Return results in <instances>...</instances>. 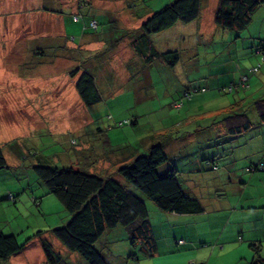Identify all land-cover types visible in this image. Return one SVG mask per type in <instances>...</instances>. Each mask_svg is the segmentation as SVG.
<instances>
[{"label":"rangeland","instance_id":"1","mask_svg":"<svg viewBox=\"0 0 264 264\" xmlns=\"http://www.w3.org/2000/svg\"><path fill=\"white\" fill-rule=\"evenodd\" d=\"M10 2L0 0V9L19 11L18 6H6ZM147 4L154 11L166 6L165 0H149ZM211 4L209 0L202 12L206 24L204 33L199 32V22H192L177 23L167 32L149 36L148 40L158 52L177 53L178 62L174 67L164 62L145 65L134 61L127 65L129 59L125 50L133 51L130 44L128 48L116 47L113 54L108 53L112 48L106 43L94 47H69L67 50L72 51L66 53L71 58L72 54H90L89 58H82L83 62L78 63V67L86 61L93 63L95 59L103 62H95L99 66L93 73L102 101L90 108L76 103L79 98L73 80L78 77L74 79L70 75L75 69L74 61L70 58L56 61V49L29 46L41 45L45 40L38 41L43 39L40 30L29 32L24 22L21 23V20L28 18L24 12L16 16L0 12V145L9 166V169L0 171V232L15 235L19 244H24L21 254L0 264H47L41 247L43 241L49 242L66 264H88L78 254L66 250L52 236L50 230L64 226L70 216L54 196L48 194L33 173V165L58 168L70 164L89 165L91 168L96 165L92 172L104 175L114 173L121 163L103 160L104 157L108 158L110 147L114 153L129 151L140 154L144 152L146 138L151 137L155 130L161 134L171 129L175 136L180 134L178 137H184V140L193 135L194 129L189 131L191 121L197 126L206 127L197 132L195 130L193 136L209 134L204 131L224 125L222 120L227 116L226 113L217 114L209 109L234 104L233 100H237V96L241 99L245 90L237 89V86L233 92L223 95L214 91L206 93V86L214 88L205 82L209 75L223 69L227 71L239 67L241 71H246L252 66H259V72L252 78H264L263 54L255 53L259 44L264 45V36H258V22L252 23L242 32H212L214 11H211ZM69 7L73 8L71 4ZM108 8L109 11L115 10V1ZM94 17L99 23L96 34H108L110 26L106 15L101 13ZM16 18L18 21L14 24ZM5 20L9 21L7 30L4 28ZM66 21V37L70 39L69 32L73 27L69 25L70 16ZM31 32L36 37H32ZM94 38L95 31L90 30L84 34L83 41ZM32 40L38 42L30 43ZM227 43H231L230 46H226ZM54 75L58 77L54 79ZM12 78L15 80H10ZM33 85L35 88H32ZM193 88L200 91L197 89L189 101L183 98L180 106L173 108L172 103L183 92ZM245 108L246 116L255 121L258 118L256 113L248 106ZM89 119L93 123L88 125ZM133 122L136 124H130ZM74 130L80 134L74 135ZM83 134L90 135V138H82ZM72 140L78 142L79 146L84 142V145H88L86 150L91 149V146L92 151L84 155L75 153L76 147L70 144ZM179 141L182 140L177 139L166 150L168 162L163 167H166L165 170H177L182 189L189 196V151L185 153L184 143ZM14 147L18 150L15 151ZM224 147L226 145L221 146L220 153ZM223 159H216L215 162ZM159 169L162 170V166ZM200 172L203 173L198 178L200 183L205 182L208 175L216 173L210 170ZM208 184L211 183L208 181ZM9 193L14 195V200H7ZM208 194V198L203 201L207 209V205L213 209L215 204L220 201L224 204L226 201V196L219 191ZM145 201L152 234L158 240L159 252H162L158 258L160 262L154 263L151 258L143 257L139 252L140 245L131 246L127 231L118 227L103 235L96 244L110 264H247L234 253L226 255L216 252L211 256L215 245L204 246V241L200 240L204 235L206 238L215 235L220 227H209L211 223L205 216H177L159 211L151 202ZM37 232L42 233L36 236ZM165 240L170 246L165 245ZM179 240L184 243L177 244ZM217 247L219 250L220 245ZM134 255L137 256L136 260L132 257Z\"/></svg>","mask_w":264,"mask_h":264},{"label":"trees","instance_id":"2","mask_svg":"<svg viewBox=\"0 0 264 264\" xmlns=\"http://www.w3.org/2000/svg\"><path fill=\"white\" fill-rule=\"evenodd\" d=\"M201 3L202 0H173L162 9L153 12L138 30L125 31L120 34L123 38L131 36L130 45L145 65L164 62L174 67L178 62L177 53L158 52L148 38L171 29L177 23L195 22L201 14ZM263 3L264 0H218L214 14L215 26L224 31L242 32L249 28L253 15ZM73 19L75 22L80 20L78 16H74ZM92 23H96L95 28L91 27ZM97 26V21L92 20L86 28L96 31ZM255 53L263 54L264 57V45L259 44ZM82 66L83 70L85 67L88 69L79 74L75 82V90L83 106L90 108L101 103L102 94L89 69L90 62L86 61ZM258 70L259 66H252L246 70L245 74H239L236 81L214 88L206 86V93L214 91L223 95L233 92L237 86V89L248 91L251 88V78L259 72ZM78 73L76 69L70 75L74 78ZM242 77H246V82L241 83ZM197 89L193 88L183 92L180 98L172 103L173 108H178L183 98L189 101L193 93H197ZM241 104L242 101H235L234 104L226 106L220 112L226 113L227 116L222 120L224 125L219 126L217 130L228 139L246 133L253 126L241 109ZM253 106L257 111L259 122L264 124V98L254 101ZM130 124H136V122ZM171 131L168 129L161 134H156L152 140L154 142L146 151L123 161L114 173L107 175L92 172L96 165L92 168L89 165L80 166L79 164H70L60 168L43 164L33 165V173L46 188L48 194L54 196L70 216V220L64 226L50 230L52 236L66 250L78 254L88 264H110L96 248V244L103 235L118 227L127 231L131 246L140 245L139 252L143 257L151 258L155 254L156 241L152 234V224L145 200L151 202L159 211L177 216L203 214L205 208L202 203L183 191L177 170L169 168L165 170L166 167H163L168 162L166 155L168 141L175 137L174 132ZM178 136L180 137V134ZM81 137L89 139L90 135L83 134ZM70 144L76 147L74 148L75 153L80 152L84 155L92 151L91 146V149L86 150L88 145H85L86 148L82 145L81 150L79 143L74 140ZM14 150L18 149L14 147ZM110 152H113L112 147H110ZM187 155L189 166L192 167V159L189 154ZM106 159L108 160L107 157L103 158V160ZM215 159V157H206L200 161L206 169L216 172L218 165L215 164ZM161 166L162 170L159 169ZM6 169H9V166L0 145V171ZM246 171L247 173L263 172L264 161L248 166ZM12 199H15L14 195L9 193L7 200ZM41 233L37 232L36 236ZM41 247L47 264H66L60 253L53 249L49 242H41ZM23 248L24 244H19L15 235H4L0 232V262H7ZM250 248L254 254L251 264H264V259L259 256L260 248L256 245H250ZM132 257L137 259L135 255Z\"/></svg>","mask_w":264,"mask_h":264},{"label":"crops","instance_id":"3","mask_svg":"<svg viewBox=\"0 0 264 264\" xmlns=\"http://www.w3.org/2000/svg\"><path fill=\"white\" fill-rule=\"evenodd\" d=\"M113 1H115V10L109 11L108 6L111 5ZM147 1L149 0H11V2L6 6H18L20 8L19 11L14 9H0V12L2 11L6 15L13 16L18 15L19 12H24L23 14H25V16H27L28 18L25 20H21V23L24 22L29 32L34 31L35 29L40 30V37H43V39H40L38 41L45 40L41 45L29 44V46H31L32 48L36 47L41 49H56L54 60L57 61L60 58L62 61H64V59L70 58L72 61H74L75 64V69L73 68V71L78 69V74H80L82 71L88 68L84 66L85 68L83 70V66L81 65L80 67H78V63L83 62V57L89 58L90 54L88 52L82 54L79 53L81 54L79 56H75L74 54H72L71 58L67 56L68 53H66V51L69 52L72 50L67 49L69 47L75 49L77 47L82 48L83 46H103V44L106 43V46L112 48L108 53L113 54V49H116V47L128 48L132 40L131 36L129 35L123 38L120 33L125 31L132 32L131 30H138L141 24L153 12H155L154 8L147 4ZM172 1L173 0H165V5L170 4ZM208 1L209 0H202L200 17L195 21L200 23L201 27L200 31L199 29L198 31L202 33H204L206 26V24H204V15L202 12L204 11ZM211 2V11L212 9L214 11V13L212 14L213 17L211 19V31L220 32L221 29L217 28L214 23V14L218 4V0H211ZM69 4H71V6L73 7L72 9L69 7ZM101 13H104L106 15V19L109 20L110 32L108 34L106 33L105 35L96 34L99 29V23L94 16ZM69 16V25L73 27L70 28V39H67L66 18H68ZM74 16H78L80 20L78 22H75L73 19ZM92 20H95L98 23L97 30L95 31V38L93 40L83 41L84 34L90 31V29L86 27ZM208 20H210V17L208 18ZM13 21V23L16 24L18 19L16 18ZM205 21L209 26V22L207 20ZM8 22V20H5L4 23V28L6 30L8 27ZM254 22H258L259 24L258 33H260L258 34V36H264V3L253 15L251 24ZM30 34H33L32 37H36L33 32H31ZM38 41L32 40L30 41V43ZM230 44L231 43H227V46H230ZM105 53H107V48ZM125 53L127 55V59H129V61L126 63L127 65L130 63H134V61L141 64L140 62H142V60L132 50L131 52L129 51V49L125 50ZM95 62L99 64L103 63L99 62L97 59H95ZM95 62H90L89 69L92 71V74L94 73V69H98L99 66ZM227 71L223 69L218 73L211 74L205 78V82L210 83L212 87L225 85L229 82L236 81L239 74H245L246 72L245 70L241 71V68L239 67L235 68V70L228 69ZM55 76L58 77V75H54V79H56ZM61 78H64V76ZM10 80L15 79L12 78ZM75 80H73V86L75 85ZM250 82H252L250 90L248 89L249 91H245L241 99L239 98V96H237L238 99H234L233 101H242L243 99L241 109H243V111L247 113L245 107L248 106L251 110H253L252 112H255L257 115V111L253 106V102L258 99L264 98V78L262 77L260 80L251 78ZM34 86L35 85H33L32 88H35ZM76 103L78 106L83 105L80 98L76 100ZM228 105L219 106L218 108H212L209 109V111L220 113L222 109H224ZM206 110L208 111V109ZM249 120L253 124L251 129L246 133L231 139L224 137L225 135L217 130L219 126H214V129L212 131H204L205 133L209 134H204L203 136H193L195 130L197 132L198 130H204L206 127L200 125L197 126L194 121H191V129L189 131L194 129L193 135H190V137H187L184 140V137L178 138L177 136H175L173 137V139L168 141L169 148V146L176 142L177 139H181L182 141L179 142L184 143V152L186 153L189 151L190 159H192L193 163L192 167L189 166V173L191 175L189 177V194L190 196L197 198L204 206L205 211L201 215L205 216L204 218L209 220L208 223H211L209 227L212 225L214 227H220L217 231H215V235H209L208 238H206V235H204L205 237L200 240V242L204 241V246L215 245L212 247L211 256L216 252H224L226 255L234 253L238 257H241L242 259L247 261V264H251V261L254 257L250 245L258 246L260 248L259 256L264 259V171L254 173H247L246 171V168L248 166L264 161V124L260 123L258 118L255 121H252L250 118ZM92 123L93 121L89 119L88 125ZM80 128L82 129V127ZM157 131L159 130H155L154 133H152L153 135L151 137L146 138L147 140L145 141H147V143L145 144L144 151H146V149L152 144V140L153 138H155ZM187 132L188 131L184 133L187 134ZM75 134L79 135L80 133L79 131L74 130V135ZM2 137H4V135H2ZM222 145H226V147H224L220 153L219 150L221 149ZM83 146L84 148H86L84 142ZM83 146H81V150ZM134 155H136V153L134 152L125 151L122 153H114L110 152L109 150L108 160L111 161V163L116 161L118 163H123V161L130 159ZM231 155H233V157H231ZM206 157H215L217 160H219L220 158L224 159L223 161L217 163L214 162L218 165V170L216 171V173L208 175L206 177L207 179H205V182L200 183L198 181V178L199 176L203 175V173H201L200 171H202V169L203 172H205V170L209 171L208 168L206 169L201 164V161L204 160V158L206 159ZM208 181L211 184H208ZM215 191H219L224 194L226 196V201L224 204H222L221 201L218 204H215L213 209H210V207L212 206L207 205L209 208L207 209L205 204H203V201L208 198V192ZM155 241L156 251L155 254L151 257L154 263L156 261L160 262L161 259L158 258L162 256V252H159V247L157 245L158 240ZM167 243L168 240H165V245L170 246ZM217 245H220L219 250H217ZM59 249H61V247H59ZM22 252L23 251H21L20 254ZM163 261H166V259H164Z\"/></svg>","mask_w":264,"mask_h":264},{"label":"built area","instance_id":"4","mask_svg":"<svg viewBox=\"0 0 264 264\" xmlns=\"http://www.w3.org/2000/svg\"><path fill=\"white\" fill-rule=\"evenodd\" d=\"M91 27H92V28H95V27H96V23H92V24H91ZM254 70H255V69H254ZM244 82H246V77H242V78H241V83H244ZM180 243H182V241H179V242H178V244H180Z\"/></svg>","mask_w":264,"mask_h":264}]
</instances>
